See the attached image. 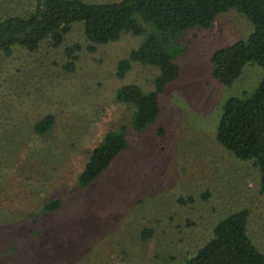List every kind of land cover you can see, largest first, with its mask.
Segmentation results:
<instances>
[{
	"label": "rangeland",
	"instance_id": "1",
	"mask_svg": "<svg viewBox=\"0 0 264 264\" xmlns=\"http://www.w3.org/2000/svg\"><path fill=\"white\" fill-rule=\"evenodd\" d=\"M35 8L36 0H0V20ZM137 20L146 34L124 31L98 44L80 21L59 45L48 38L34 51H0V264H187L217 223L241 210L264 253L260 168L217 138L224 103L252 94L264 67L250 61L225 85L212 63L217 50L247 40L254 25L232 8L210 28L171 39L179 77L160 94L158 118L138 131L134 107L118 92L129 84L151 91L160 71L134 63L124 78L117 75L119 62L155 30ZM48 115L54 123L40 134L35 126ZM111 130H125L127 148L80 186L91 152ZM57 198L62 205L45 210Z\"/></svg>",
	"mask_w": 264,
	"mask_h": 264
},
{
	"label": "trees",
	"instance_id": "2",
	"mask_svg": "<svg viewBox=\"0 0 264 264\" xmlns=\"http://www.w3.org/2000/svg\"><path fill=\"white\" fill-rule=\"evenodd\" d=\"M236 8L254 25L247 40L217 50L212 56L213 75L231 85L244 66L254 61L264 67V0H122L113 3L86 4L79 0H36L29 16L10 14L0 20V51L10 56L16 45L30 51L51 38L55 45L76 22H84L87 38L98 44L118 40L124 31L146 34L137 17L150 23L151 30L143 43L118 64L117 75L124 78L134 63L157 67L160 71L155 88L143 92L137 85L122 87L119 101L134 107L132 125L144 130L161 113L160 94L180 74L174 61L171 39L195 28H210L219 14ZM54 123L48 115L35 128L45 134ZM217 138L241 160H255L261 171L264 193V79L256 90L244 97H230L223 106ZM128 146L125 130L109 131L90 154L78 176L80 186L96 181ZM62 205L57 198L46 203L45 210L55 211ZM248 212H234L217 223L213 237L187 264H264V253L247 232Z\"/></svg>",
	"mask_w": 264,
	"mask_h": 264
}]
</instances>
